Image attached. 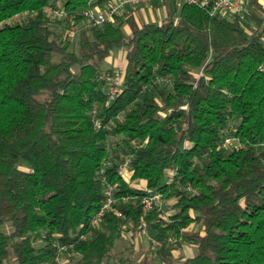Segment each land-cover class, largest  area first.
Instances as JSON below:
<instances>
[{
    "label": "trees",
    "instance_id": "obj_1",
    "mask_svg": "<svg viewBox=\"0 0 264 264\" xmlns=\"http://www.w3.org/2000/svg\"><path fill=\"white\" fill-rule=\"evenodd\" d=\"M54 1L0 0V264H176L184 241L198 251L179 264H264V8L241 21L177 3L161 22L118 16L71 38ZM62 2L79 19L91 5ZM114 48L125 76L108 103ZM103 179L123 217L96 221ZM141 181L165 208L143 210Z\"/></svg>",
    "mask_w": 264,
    "mask_h": 264
},
{
    "label": "built area",
    "instance_id": "obj_2",
    "mask_svg": "<svg viewBox=\"0 0 264 264\" xmlns=\"http://www.w3.org/2000/svg\"><path fill=\"white\" fill-rule=\"evenodd\" d=\"M155 1L162 0H109L103 7L93 4L94 0H91V5L82 9L79 14L82 19L78 18L77 14H70L64 7L62 0H55L54 2L46 6L47 13L57 20H64L62 28L66 34L71 38L84 27H97L106 23L115 22L118 16L124 14L128 9L136 7L142 4H150ZM248 0H179V3L188 2L190 4H196L202 8L207 9L211 15L217 14H231L238 17L241 21L246 20L248 9L246 2ZM178 21V19H176ZM264 69V65L262 67ZM125 70L124 68H117L111 75H108L109 88H108V103L116 99L121 92L124 83ZM91 119L96 128L102 126V119L99 117V106L96 104L91 110ZM234 141L233 138L227 137L223 142V146H228ZM129 170V161L123 162L118 169V174L125 176ZM106 183L104 191V201L100 208V211L96 215V221L100 220L106 213L111 212L118 217H123L124 213L118 206V198L115 195L116 186L108 184L106 179H103ZM139 187L144 191V195L141 198L143 210L149 212L155 208L162 209L166 204V198L164 194L156 189L148 188L146 182L139 184ZM189 190H193L192 187H188ZM126 199V198H125ZM139 237H148L149 224L145 218H141L139 224ZM153 245H156V240L151 238ZM62 247L61 250H65ZM59 264H66L61 258L57 257Z\"/></svg>",
    "mask_w": 264,
    "mask_h": 264
},
{
    "label": "crops",
    "instance_id": "obj_3",
    "mask_svg": "<svg viewBox=\"0 0 264 264\" xmlns=\"http://www.w3.org/2000/svg\"><path fill=\"white\" fill-rule=\"evenodd\" d=\"M256 2H258V4H260L259 6H262L264 8V0H248L246 2V6L248 10H253L254 8H256ZM178 3V6H181V3H179V0H162V1H155L152 2L150 4H142V5H138L136 7L130 8L128 9L124 14H122L121 16L123 18H127L128 16H133L134 19L139 23V24H143V23H148V22H161L163 19L167 18L170 14V12L172 10H174L176 8V5ZM125 29L130 32V27L128 25H125ZM126 64V61H125ZM125 64L124 65H116L114 68H125ZM144 183V181H143ZM141 237L136 238V247L138 249H145L147 247H142L141 246ZM185 243V242H184ZM183 243V245L181 247H184L185 244ZM180 247V248H181ZM178 248V249H180ZM178 249H176L174 251V255L175 258L178 255ZM194 253V251H193ZM190 255H186L183 257H189ZM193 256V255H192Z\"/></svg>",
    "mask_w": 264,
    "mask_h": 264
},
{
    "label": "rangeland",
    "instance_id": "obj_4",
    "mask_svg": "<svg viewBox=\"0 0 264 264\" xmlns=\"http://www.w3.org/2000/svg\"><path fill=\"white\" fill-rule=\"evenodd\" d=\"M225 16H231V14L227 13V14H223ZM23 17V16H22ZM21 18V16H18L15 18V20H19ZM76 51H79V39L77 37L76 39ZM126 48H114L112 50L111 55L103 62V68H114L116 65H124L125 64V60H126ZM167 204V201H166ZM166 204L164 205V208L166 206ZM185 246L181 247L180 249H178L177 252V256H176V264L180 263V260L183 256H186L187 254L190 255L192 254L193 256L197 254L198 248L197 246H195L194 243L189 242V241H184ZM149 244L148 242V238L146 237H142L141 240V246L142 247H147ZM146 249V248H145ZM194 251V253H193ZM191 255V256H192Z\"/></svg>",
    "mask_w": 264,
    "mask_h": 264
}]
</instances>
